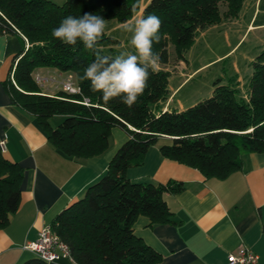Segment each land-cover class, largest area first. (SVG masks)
<instances>
[{"label":"trees","instance_id":"obj_1","mask_svg":"<svg viewBox=\"0 0 264 264\" xmlns=\"http://www.w3.org/2000/svg\"><path fill=\"white\" fill-rule=\"evenodd\" d=\"M243 1L149 0L141 16L156 15L162 21L159 42L153 44L160 65L168 63L169 45L176 60L185 62L197 35L235 19ZM138 9V0H65L61 5L49 0H0V32L19 33L28 45L22 38L9 71L13 70L14 83L8 79L6 90L14 105L37 119L51 145L65 156L88 159L107 150L112 128L128 136L105 175L50 225L74 264H160V254L133 234V224L139 216L147 217L150 225L175 223L162 196L179 193L183 184L154 186L127 179V169L140 166L150 146L158 145L166 159L217 179L241 169L243 154L264 153V52L251 63L252 73L242 88L234 77L226 83L219 78L212 83L210 97L182 111H162L161 104L169 98L168 71L151 73L131 108L120 99L105 104L101 93L90 91V82L80 80L95 54L79 42L68 46L52 37V30L68 15L92 13L125 23ZM116 43L104 34L97 49L101 55L115 56L109 48L104 50ZM37 69L72 74L79 92L45 94L34 80ZM56 116L61 120L51 126ZM163 137L168 141L159 143ZM23 173L0 149V229L19 207ZM21 264L46 263L36 258Z\"/></svg>","mask_w":264,"mask_h":264},{"label":"crops","instance_id":"obj_2","mask_svg":"<svg viewBox=\"0 0 264 264\" xmlns=\"http://www.w3.org/2000/svg\"><path fill=\"white\" fill-rule=\"evenodd\" d=\"M148 2L138 3L136 17L141 16ZM238 16L210 26L198 36L223 27L239 33ZM254 16L255 10L244 33L254 26L264 25L252 23ZM116 23V27L105 30L107 36L117 41L114 44L117 46L109 48L114 55L131 51L122 36L125 34L123 23ZM111 28L116 30V35ZM224 33L227 37V31ZM21 39L19 34L0 32V142H3L4 157L24 170L19 207L0 229V264H21L36 259V254L26 248V244L36 240L42 228L50 227L59 212L81 199L86 190L105 175L110 160L128 139L122 129L114 127L107 150L101 156L88 159L68 157L54 148L37 119L14 105L5 87L13 59L22 48ZM166 67L159 65V69L170 73L169 98L161 104L162 111H182L201 100L192 93L177 97L178 92H175L189 83L203 66L188 69L179 61V73L175 74L179 82L175 86L170 85L174 72ZM34 75L48 80L38 83L45 94L53 95L62 90L65 73L37 69ZM234 78L242 88L243 79L237 72ZM211 94L212 86L208 90V95ZM60 120L61 117H53L51 126ZM167 141L168 138L159 139V143ZM126 177L133 183L154 186L168 182L183 184L179 193L165 192L162 196L175 223L150 225L147 217L139 216L133 224V234L160 254V264H228L227 255L241 245L256 254L258 264H264V153L243 154L241 169L217 179L206 178L195 168L164 158L158 145H154L147 149L140 166L127 169ZM55 264L74 263L70 258L61 257Z\"/></svg>","mask_w":264,"mask_h":264},{"label":"clouds","instance_id":"obj_3","mask_svg":"<svg viewBox=\"0 0 264 264\" xmlns=\"http://www.w3.org/2000/svg\"><path fill=\"white\" fill-rule=\"evenodd\" d=\"M161 24L156 15H134L121 26L131 34L132 51H121L115 56L101 55L97 49L107 28L106 20L100 15H68L52 30V37L68 46L79 42L85 50L93 52L95 59L85 68L80 80L90 82V91L101 93L105 104L120 99L131 108L143 95L150 74L159 69L160 57L153 51V44L159 42Z\"/></svg>","mask_w":264,"mask_h":264},{"label":"rangeland","instance_id":"obj_4","mask_svg":"<svg viewBox=\"0 0 264 264\" xmlns=\"http://www.w3.org/2000/svg\"><path fill=\"white\" fill-rule=\"evenodd\" d=\"M49 1L61 5L65 0ZM140 1L142 0H138V3ZM223 10L224 8L221 6V11ZM254 10L255 16L252 23L255 21V25L264 24V0H244L238 16L239 33H234L223 27L219 30L212 29L205 36L197 35L196 41L185 53V62L183 63L188 69L203 67L198 70L197 75L189 83L185 86L183 85L182 89L179 88L175 92V94L178 92L177 97L192 93L197 99L208 98L210 97L208 90L216 79L222 78L223 83H226L229 78L235 76V72L243 79V84L247 83L252 73L251 63L260 53L264 52V25L254 26L244 33L246 24L249 22ZM136 12L134 15L137 14ZM106 23L107 28L117 26L114 20L106 21ZM234 28L236 29L237 27ZM111 29L113 35H116V30L114 28ZM224 31H227V37ZM120 32L121 30L118 31V33ZM122 36L125 39L126 48L132 51L129 46L131 34L125 32ZM236 42L238 43L235 45ZM112 47V45L106 47L105 53L108 52V48ZM225 53L227 54L218 58ZM166 66L168 70L174 72L170 79V85L175 86L179 82L178 76L175 75L179 73V61L176 60L172 45L168 47V63Z\"/></svg>","mask_w":264,"mask_h":264},{"label":"built area","instance_id":"obj_5","mask_svg":"<svg viewBox=\"0 0 264 264\" xmlns=\"http://www.w3.org/2000/svg\"><path fill=\"white\" fill-rule=\"evenodd\" d=\"M18 33V31H16ZM19 34V33H18ZM20 35V34H19ZM27 47V41L22 36ZM8 79L13 82V70L9 72ZM36 83H43L48 81L46 78H42L39 75H34ZM61 89L70 94L78 93L79 88L74 82L72 74H65L61 81ZM0 149L3 151V142H0ZM32 252H34L37 258L46 264H55L61 257L70 258L69 250L67 246L61 242L59 237L55 235L50 227L42 228L36 240L29 242L25 246ZM228 264H258V257L254 254L250 248L246 246H239L235 252H231L227 255Z\"/></svg>","mask_w":264,"mask_h":264}]
</instances>
